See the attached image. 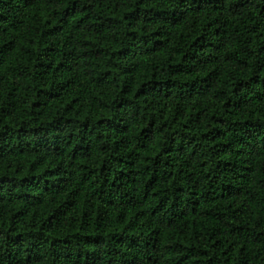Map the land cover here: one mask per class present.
I'll list each match as a JSON object with an SVG mask.
<instances>
[{"label": "trees", "instance_id": "1", "mask_svg": "<svg viewBox=\"0 0 264 264\" xmlns=\"http://www.w3.org/2000/svg\"><path fill=\"white\" fill-rule=\"evenodd\" d=\"M0 264H264V0H0Z\"/></svg>", "mask_w": 264, "mask_h": 264}]
</instances>
